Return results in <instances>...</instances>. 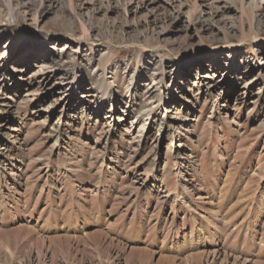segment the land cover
<instances>
[{
	"label": "rangeland",
	"instance_id": "1",
	"mask_svg": "<svg viewBox=\"0 0 264 264\" xmlns=\"http://www.w3.org/2000/svg\"><path fill=\"white\" fill-rule=\"evenodd\" d=\"M150 2L0 0V103L11 105L0 111V264H264V29L247 4L240 24L217 1L160 0L192 19L209 4L217 28L228 19L237 32L167 24L159 36L164 14ZM154 54L165 63L162 107L155 100L138 147L122 124L101 129L103 110L81 112L79 91L69 107L50 103L64 85L58 69L74 66L85 89L102 62L116 100L136 71L134 110L112 114L130 124Z\"/></svg>",
	"mask_w": 264,
	"mask_h": 264
},
{
	"label": "bare ground",
	"instance_id": "2",
	"mask_svg": "<svg viewBox=\"0 0 264 264\" xmlns=\"http://www.w3.org/2000/svg\"><path fill=\"white\" fill-rule=\"evenodd\" d=\"M212 1L213 2L217 1V3L219 2V5L215 6L216 8L217 7L219 8L220 4H221V7H228L234 13L239 12L240 18L244 15V13H245L244 12L245 11L244 6L247 4L251 9L249 19L251 21L252 20L255 21L258 26H261L264 29V0H238V2H239L238 9L236 8V6H234V4H232L233 0H212ZM150 3H151L150 5H153V7L155 6L156 10H158V9L162 10V12L164 14V20L163 21H165V25L163 26V29H161L157 32L155 29L152 30L153 33L154 32L157 33L156 35H159V36L165 35L164 33H166V31L169 29L167 24H169L173 28L178 29L181 32V34H183V33L189 34L192 31H195V32L197 31L199 33L202 31H209L211 28L214 31V29L217 28V26H216L217 24H215V23L218 22V20H217L218 17H217L216 12H214L217 10H211L212 8L210 7L211 5H209V4L207 6L205 5V9L203 8L205 10L204 11L205 15L203 14L204 16L201 15L199 18H196V19L193 18L192 19L191 17L185 18L184 16H182L181 11L176 6L177 4L171 5V3H170L166 7V6H162V4L160 3V0H151ZM206 7L211 8L209 12L207 11ZM240 22H241L240 24H242V18L240 19ZM222 23H223V26L221 28H223V30H221L220 28H217V30L215 32H219V34H221V36L225 40L227 39V37L229 35H234L235 32H237V25L232 20L227 19V20L223 21ZM253 28H255V27L252 26V24H251L250 25L251 32L254 31ZM72 41H74V40H72ZM56 44H57V42L53 43L52 47L54 48V46ZM76 44H77V47H76L77 52H79L80 48H81L80 41H79V43L77 42ZM55 53H57V52H54L53 55L51 54L52 56H50V58L47 59L48 63H51L52 66H54V64L57 62V60L59 58V56ZM2 54H3V52L0 51V63L2 62V56L4 55V54L3 55ZM144 60H145V64L147 65V72L145 74L147 76V82L143 84L144 88L141 91L140 95L145 98V102L140 104V106H139L140 109H139V111H137L135 116L132 117L130 124H124L123 122L125 121V119H121V117H120V119L113 121L112 120L113 119L112 114L114 112V109L116 108V105H119L122 107L121 113L123 115H125V114L130 115V110H134V102H133V100L128 99V97L132 96L133 85L131 84V82L133 80H135L136 71H133V73L130 76V81L125 86V90H126V95L124 96L125 99L116 100L115 99V93L112 89V81L108 80V77L106 76L107 65H105L104 63H102L100 61L99 62L101 64H100V66L98 65L99 70L96 71V72L101 71L100 75H98L96 78H92L91 83L85 89H83V86L80 84L81 82L78 81V79H76V77H74L75 76L74 66H73V70L71 72L66 71V69H64V68L58 69L57 70L59 72L58 75H59V77H63L61 79L64 80V82H62V83H64V85H61L59 87L56 86L57 90L55 92H53V91L51 92L50 103L62 102V106L66 108L69 105V98L72 95V92L76 93L75 91L77 90L79 92H78V94L76 93L77 94L76 95V99H77L76 102H79L82 104V106H80L81 112H86L89 114H92V113L96 114V113H100V110L101 111L103 110V112H101V115L107 117V119H106L107 125L104 124L103 125L104 127L101 129H107L109 131L112 122H114L115 124L116 123L122 124L123 125L122 130H125V133L123 135H125L129 144H131V145L135 144L138 147L139 144L141 143V137H142L143 132L145 130V125L147 124V121H149V119H152L154 114H155V110H156V107H155L156 105L154 104L155 100L160 101L158 105H160L162 107L161 86L164 84V78H166V74L164 72V64L165 63L163 62V60L161 58H158L157 54L148 55L147 57H145ZM227 60L228 61H227L226 66L230 64V59L227 58ZM41 65L37 64L36 67H38L40 70L43 67ZM48 66H51V65H48ZM126 68H127V66L122 69L123 73L127 72ZM70 70H71V68H70ZM192 70L194 71L195 69H192ZM13 71L14 70H11V72H13ZM223 73H224V71L221 73V76L223 75ZM19 77H22V76L20 75ZM201 77H204L205 79H207L206 81H204V83L207 85V88L214 87L219 83L218 82L219 80L215 75L212 76V74H209V75H205V76L202 75ZM3 78L6 81L8 79V75L5 73L1 74L0 80H2ZM59 81H60V79H59ZM28 89L29 88H27V87L23 88V90H25V93H27L29 91ZM26 95L28 96V94H26ZM107 103H110V107L108 109L105 108ZM153 104L155 106H153ZM219 104H220L219 106H224V103H222V104L219 103ZM9 108H11V105H9L8 102L3 101L0 103V111L1 112H6L9 110ZM103 148H105V146ZM190 180H192V179H190ZM200 192H201V188H195L191 191L190 196L192 197L193 200L199 199V198H201ZM201 204H205V201H202ZM200 207H202V206H200ZM128 250H130V249H128ZM218 255H219V253H218ZM213 256H214V254H213ZM217 259H219V258H217ZM243 263H241V264H243ZM255 264H258V263H255Z\"/></svg>",
	"mask_w": 264,
	"mask_h": 264
}]
</instances>
